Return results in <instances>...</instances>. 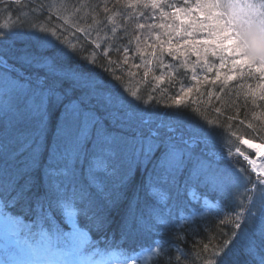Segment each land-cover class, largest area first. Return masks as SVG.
<instances>
[{"label":"snow or ice","instance_id":"6c2138e0","mask_svg":"<svg viewBox=\"0 0 264 264\" xmlns=\"http://www.w3.org/2000/svg\"><path fill=\"white\" fill-rule=\"evenodd\" d=\"M182 2L185 6L170 0H98L93 7L92 0H61L46 6L41 0H12L33 14L38 10L39 19L52 26L41 27L36 33L40 43L35 51L25 48L17 55L14 42L0 47V264H136L139 253L130 255L121 246L124 239L139 230L155 231L163 237L165 229L158 226L172 220H176L175 251L163 239L155 240L149 252L156 254L157 264H183L196 248L208 253L201 257L202 264H249L244 257L264 264V111L253 110L252 119L260 123L247 122L246 135H238L231 122L244 125L248 114L243 119L235 113L226 115L229 123L224 125L218 119H208L199 104L201 86L209 77L197 75L198 66L207 73L215 69L214 85L226 64L229 72L240 69L244 77L259 74L255 85L240 83L236 96L244 95L245 107L250 101L264 108L257 105L258 100L264 102V61L248 59L244 40L254 23L264 27V0H195L194 6ZM157 10L160 20L171 22H150ZM125 20L133 23L125 24ZM16 30L0 28V40ZM198 32L206 33V38L195 39ZM181 36L192 39L182 44ZM49 51L51 55L46 54ZM130 52L139 62L133 61ZM189 53L196 57L194 61H189ZM165 55L172 62L166 63ZM209 56L218 64L210 63ZM72 57L99 68L100 73L72 66ZM154 69H159V74L152 77L146 100L139 88L132 90L124 82L125 76L131 80L137 75L147 81ZM188 72L194 82L190 86L184 83ZM101 74L107 75L108 81ZM233 79V75L225 76L220 91ZM161 85H166L161 95L175 89L169 95L172 103L163 105L170 111L162 113L158 111L161 105L153 103ZM193 88L198 95L189 99ZM76 92L79 96L72 99ZM61 105L56 138L47 162L41 165L50 107ZM230 106L239 109L236 100ZM226 110L214 109L218 115ZM185 113L206 126L226 128L234 140L225 138L222 154H198V145H206L210 138L198 134L186 137ZM21 125H34L35 130L24 131ZM233 157L242 159L249 169L219 165L220 159ZM137 171L152 204L147 213L139 214L130 206L121 225V244L113 248L105 239L101 247L100 241L89 235L92 228L104 230L111 223L108 212L113 202L101 174L125 185ZM197 189L216 193L220 199L201 197ZM185 196L192 203L202 200L203 210L186 215L181 199ZM224 199L231 202V209L222 203ZM257 202L258 230L249 231L248 221L256 219L253 209ZM216 208L224 212L219 224L229 228L227 233L221 231L227 237L221 243H213L211 225L193 228L190 234L186 231L197 218ZM61 210L70 225L67 233L53 228ZM177 212L178 217L174 215ZM77 216L89 223L80 225ZM181 244H185L184 253Z\"/></svg>","mask_w":264,"mask_h":264},{"label":"trees","instance_id":"16d2710c","mask_svg":"<svg viewBox=\"0 0 264 264\" xmlns=\"http://www.w3.org/2000/svg\"><path fill=\"white\" fill-rule=\"evenodd\" d=\"M61 2V0H58ZM41 2L46 6L49 3H52L53 0H41ZM170 2H174L177 4V6H185V4L182 2V0H170ZM96 3H98V0H92L93 7H95ZM188 5H195V0H187ZM11 5V7H9ZM111 6V5H110ZM22 9V10H21ZM143 11V9H139ZM166 11H169V9H165ZM53 11H55L53 9ZM129 12L133 10H128ZM40 13L37 10L35 14H33L30 10L23 8V5L16 6L12 4V0H2L0 2V28H5V30L16 27V31L10 32L9 36H6L4 40H0V47H4L6 45V42H14V48L17 50V55L20 54V50L27 48L30 51H35L37 49V45L40 43L39 40L35 38L36 33L39 32L40 28H48L52 25L49 23L42 22L40 19ZM154 20L150 22L155 23H162V22H168L171 21H162L159 19V12L158 10L153 12ZM120 17H117V22H120ZM139 20V22H144L139 17L136 18ZM125 24H132V21L125 20ZM29 29H34L35 31H28ZM147 31V30H144ZM162 29H153V32H162ZM140 30H137V33L139 34ZM198 32V35H201ZM69 39L72 43H77L75 39H73L71 36H69ZM161 39H165V37H161ZM176 44V38L173 37V45ZM199 45H197L198 47ZM77 47L79 48V44H77ZM48 55H51V51L46 53ZM129 55L133 58V61L139 62V58L136 57L134 52H130ZM113 59H116V55L113 54ZM91 59V57H89ZM165 62H172L171 58L165 55L164 57ZM189 61H194L196 57L189 53L188 55ZM210 63L218 64V60L216 58H213L211 56L208 57ZM69 63L72 66H79L81 67L85 72L91 71L94 73H100L99 68L94 67H88L86 66L82 61H79L75 59V57L70 58ZM223 71V76H227V73L229 71V66H225ZM222 70V69H220ZM31 71V69H30ZM133 71H136L133 69ZM232 71H235L236 76L235 79L232 81H229L228 85L223 88V92L220 91L222 87V81L224 77H221L220 80L216 81V83L212 84V79L215 78L216 71L212 73L205 72L202 68L199 66L197 67V75L203 76L207 75L209 77V81L201 86V93L203 95L200 97L201 102L199 104V107L202 111H204L208 117V119H218L221 125H224L226 123H229L225 119L226 115H232L236 114L239 119H243L246 114H248V120L245 121L244 125H240L238 121H233V130L237 131L238 135L241 134H247V128L246 124L247 122L251 121L253 123H260V121L253 120L251 117V113L253 110L260 112L264 111V108L256 107L251 105L250 101L245 107V98L244 95L241 94L239 97L236 96V93L239 91V84L240 83H247L255 85V83L258 82L259 74H256L255 77L248 76L244 77L241 75V70L233 69ZM143 69L139 70V73L142 75ZM159 74V69H154L152 73L149 74V77L147 78V81L141 80V75H137L136 77L129 80L127 76L124 77V82L127 84V87L135 90L136 88L140 89V94L142 99H147L146 92L150 86V82L152 80V77L154 75ZM103 77V80L106 82L108 81V77L105 74H101ZM191 73H186V78L184 80V83L188 86L191 84H194V82L190 81ZM139 81V83H137ZM166 85H161L160 89L157 90L155 93V102H158L161 107L158 108L159 112H165L170 111V109H167L163 107V105H169L172 103V101L169 99V95L175 91V89H169L168 93H165L161 95V90ZM67 87V85H65ZM107 91V89H105ZM211 92L212 96L209 97L207 93ZM198 94L193 88V93L189 97V99L196 97ZM79 96V93L76 92L72 95V99H76ZM217 96H219V99H217ZM236 100L237 104L239 105V109L237 111L236 107L230 106V102ZM68 101L65 100L64 103H67ZM257 105H264V102L257 101ZM216 107H221L222 109H227L224 113V115H218L215 113L214 109ZM62 111V105L60 107L52 106L50 107V116L47 122L46 129L44 130L43 135V150L40 153V163L43 165L47 162L48 158V150L51 147L54 139L56 138L57 133V127L59 123V118ZM186 118V126L184 128V134L185 136H190L193 134H198L199 136H208L209 142L205 145L203 143H200L196 149L197 153H203L206 157H211L213 153L222 154L226 151L225 148V138L233 139L231 137H228L227 129L224 128L223 130L221 128H214L212 126H206L201 120L197 119L195 116H192L189 113H185ZM22 130L24 131H34V125H21L20 126ZM0 138H3V128L0 126ZM251 138V137H248ZM259 142V141H257ZM243 150V149H242ZM249 154H251L249 152ZM219 165L221 167H226L229 169L235 168V167H242L245 169H249V166L240 158L233 157L232 159H220ZM40 172H37V176H40ZM101 179H104L107 183V193L109 200L113 202V206L110 208L108 215L110 218V225L104 229V230H97L96 228H92L89 235L91 236L92 240L94 241H100V246L104 247V240L108 239L112 243V247L115 248L117 244H121V225L122 222L128 212V209L130 206L134 207L136 212L139 214L141 212L147 213L148 206L152 204V198L148 195L147 190L143 186L142 179L140 176V173L137 171L136 174L133 177H130L128 182L125 185H120L118 182H114L109 178H106L101 174ZM198 193L201 197L204 195H208L209 199L215 201L220 199L219 195L216 193L208 192L204 189H197ZM182 201L185 202L184 212L186 215L190 214L193 210L196 211H202L203 210V204L202 200L200 203H192L188 200L187 196L181 198ZM109 200L103 201L105 205H108ZM224 205H227L229 209L232 208V204L229 200L224 199L222 201ZM253 213L255 214L256 219L252 220L249 219L247 228L249 231H257L258 230V223H259V213H260V203L257 202L256 208L253 209ZM178 217V212L174 213ZM247 215V213H245ZM224 218V212L222 208H216L211 210L210 212H206L203 218H197L195 223L191 224L186 228V231L190 234L193 228L197 227H208L211 225V234L215 237L213 240L214 244H219L226 236L221 235V231L229 232V228H226L225 226L219 224V220ZM75 219L79 222L80 225L88 224L89 222L84 219L81 216L75 217ZM176 220H172L170 223H168L166 226H158L163 227L165 229V235L163 237H160L157 235L155 231H148V230H139L134 231L132 234L127 236L123 243L121 244L122 247L127 248L129 250L130 255H135L136 253H139V255H136V264H157V256L155 253L149 252V248L154 246V241L158 239H163L167 244L173 245V251H175L174 245L177 243L173 239V233L175 232V225ZM53 228H59L63 232L67 233L69 232L70 225L66 222V219L63 216V210H61L60 213L57 215V219L53 221ZM244 230V225H242V228L240 231ZM199 239V237H196ZM203 242V241H202ZM188 247H191L190 242L188 243ZM181 253L185 252V244L180 245ZM208 253L201 252L200 248H196L195 251L191 253L188 260L183 261V264H202L201 257H206ZM140 256V257H137ZM146 256H149L146 260ZM2 258V257H0ZM115 259V254H114ZM244 259L249 261V264H254V261L251 260L250 257H244Z\"/></svg>","mask_w":264,"mask_h":264},{"label":"clouds","instance_id":"9594fccd","mask_svg":"<svg viewBox=\"0 0 264 264\" xmlns=\"http://www.w3.org/2000/svg\"><path fill=\"white\" fill-rule=\"evenodd\" d=\"M245 52L249 60L264 61V27L259 22L254 23L244 34Z\"/></svg>","mask_w":264,"mask_h":264},{"label":"rangeland","instance_id":"374dc122","mask_svg":"<svg viewBox=\"0 0 264 264\" xmlns=\"http://www.w3.org/2000/svg\"><path fill=\"white\" fill-rule=\"evenodd\" d=\"M188 1H190V0H188ZM59 3V1L58 0H53V2H52V4H58ZM192 6H194L193 4H192ZM197 13H193V15H196ZM201 35H198L197 33L195 34V39H197V40H200V39H205L206 38V33H204V32H202V33H200ZM181 43L183 44V41L184 40H186V39H192L191 37H184V36H181ZM198 47H200V45L198 46ZM225 66H227V64L225 65ZM238 70H240V69H238ZM223 71H224V69H222V70H220V76L221 77H225V76H223ZM228 75H233L234 77L236 76V73H235V71H232V72H229L228 71V73H227V76ZM255 142H257V141H255ZM216 158H218V157H216ZM0 247H2V246H0ZM138 257H140V256H138ZM149 256H146V258L144 259V260H146L147 258H148ZM138 259V258H137ZM136 259V260H137Z\"/></svg>","mask_w":264,"mask_h":264}]
</instances>
